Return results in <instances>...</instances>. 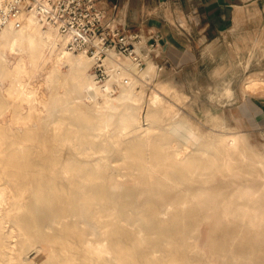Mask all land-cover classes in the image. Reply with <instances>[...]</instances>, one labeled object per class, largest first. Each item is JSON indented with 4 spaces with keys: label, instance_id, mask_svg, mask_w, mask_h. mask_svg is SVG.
<instances>
[{
    "label": "rangeland",
    "instance_id": "obj_1",
    "mask_svg": "<svg viewBox=\"0 0 264 264\" xmlns=\"http://www.w3.org/2000/svg\"><path fill=\"white\" fill-rule=\"evenodd\" d=\"M253 3L254 8L256 1ZM251 7L252 6H249V8ZM260 9V13L257 12L254 15L246 13L248 18L243 17L242 13H240L238 22L230 30L220 35L217 44L219 45L220 56L216 61H213V63L216 65L218 64L219 67H168L164 70L154 66V72L147 78H144L145 80L139 73L132 71L131 87L136 90L137 96L134 100L127 99L118 102L119 107L114 112L112 124L102 132L96 142L91 141L87 135H83V129L77 127L79 126L77 124L84 121L87 116L84 111H78L77 109L62 114L71 124H66L65 121V123L57 125V122L51 121L50 112L42 111L39 116L44 126L43 129L35 128L32 123H30L20 132H5L0 135L2 141H12L11 144L3 143L1 145V156L6 155L10 150H14L15 153L20 156H26L36 160V167L41 163L40 160L43 159L45 165H50L52 169H55L56 172L58 171L57 174L62 170L65 171L63 173L64 177L62 176L61 185L65 188L74 185V178L72 176L73 171L88 164L91 166L92 162L84 163L81 161H85L88 158L92 159L91 157L96 155L88 157L86 154L91 152L93 148H101L103 151L99 153L102 157L100 161V171L106 170L107 174H114L113 179L121 186L119 192L108 194L105 185L110 179L102 175L90 181L83 179L78 183V189L87 188L91 184L95 187L93 191L87 190L88 193L84 196L86 201L95 203L99 210L97 213H94L91 218H87L85 223L80 224L84 236L89 230H92L95 234L101 233L102 235L100 236H105L108 239L114 258L107 256H102V258L90 256L83 250L81 242L79 244V242L75 243L73 240L67 238H60L54 243V252L51 257L52 263L264 264V251H261L264 249V206H262L264 205V191L261 192V190L264 189L261 188L264 187L260 184L262 179L258 176L260 175L259 166L256 165L258 163L255 162L258 158L264 159V113L257 114L258 108L255 106V104L258 106L264 105V95L257 96L255 95L257 92L255 89L249 91L243 88V83L250 73H258L262 80H264V48L255 49L248 63L247 55L240 56V59L236 60V55L245 49L244 46L246 42L252 40L253 37L255 38L258 35L261 42H264V29L260 27L264 24V11H262L264 6H261ZM109 59L120 62V65L123 66L120 67L122 78H126L127 73L124 70L125 62L131 60L127 57L117 55H112L106 60ZM103 65L107 75L101 82L94 76L92 62L90 66L86 68V72L98 84H103L114 72V67L109 68L105 66L104 62ZM60 70L65 76L70 73L68 67H60ZM217 71H220L219 73L221 74L219 79L212 76L216 74ZM127 72L130 73V71ZM122 82L123 81H120L114 84V89L115 91L117 90L115 94L127 93L124 92V90L128 89V86L124 85ZM221 83H230V94L228 92V94L225 95L221 92ZM260 83V87L264 88V84H262L264 81H260ZM40 84L41 80L39 78L31 80V86L35 88L38 87L37 89L39 91ZM76 86V80L72 78L66 79L61 86V89L65 92V94H60L61 100L65 101L66 99H70L72 96L70 91L75 89ZM154 94L158 95V100H160V102L158 100L155 103L152 102L151 98ZM175 95L180 96V98L175 97ZM125 111L130 113L133 118L131 122L123 128L119 124V118ZM147 112L151 113L150 119H146ZM169 134L170 136H168ZM186 134L188 135L186 136ZM221 134L240 135L242 139H240V143L243 146V155H239L234 148H228L227 151L230 155V167L232 168V175L230 178L234 181L237 180L235 184H238V190L241 192L246 191L252 193L258 190L256 193L258 197L250 204L251 208L243 207L240 209L235 206V203L242 202V199L238 196L239 192H233V185L229 186L225 183L228 178L222 176V174L225 173V169L223 167V169L221 168V161H210L200 154L203 149H207L212 154L218 153L222 148L224 149L225 147L219 139ZM104 138L107 141H105ZM204 143H206L205 147L202 145ZM248 145L249 147H247ZM175 148H182V153L195 149L192 152L194 159H191L190 168L180 173L177 171V173L170 174L171 168L176 170L179 169V162L172 152ZM196 150H199V152L197 153ZM231 153L237 157L235 158ZM243 159L245 160L243 161ZM144 160L147 161L150 167L155 169L151 175L149 173H141L142 171L139 165L143 163ZM112 161H115L114 164ZM238 161L241 162L239 163ZM4 162L6 163V160L2 161L0 165L4 164ZM245 162L247 163L246 165ZM198 163L201 165V169L195 168V175H197L188 178L190 177L189 170H194L195 165ZM5 165L9 170L13 169L17 171L15 172V178H19L20 175H25L24 172L27 171L30 174H34L37 172L38 168L27 167L26 171L23 169L24 163L20 162H8ZM107 169H110L111 173ZM236 169L240 171L238 172ZM131 172H133V176L120 177L123 173L129 174ZM212 172L214 174H212ZM37 173H39V171ZM53 173L54 171L49 172L48 175ZM165 173H167L168 177L159 182L165 193H161L159 195L161 197L157 198V194L147 190L157 183L156 177H158L159 174ZM201 173L203 175H201ZM249 174H251L253 178ZM246 177L247 179H245ZM6 179L9 180V187L7 186L8 191L6 193V200L1 205V213L9 214L12 219L17 216H24L28 212L27 205L33 198V187L42 184L45 185L46 177H38V179H34L32 182L22 179H17L18 181L14 182L10 175L6 176ZM217 181H221L222 183H217L219 185H216ZM186 187L191 189L198 187H202L204 190L208 189V194L217 195V202H221L220 200L222 198V203L229 202L220 210L228 212V216L226 217L228 220L218 217L219 214H217V217H214V219L218 218L221 224L212 228L210 232V246L207 249V253L196 246L198 232L194 230L195 225L193 223L195 219L200 218L203 212L199 209L195 200L191 199L188 200L186 204H183V202L185 203ZM47 192L49 195L51 190L48 188ZM60 192L61 191L56 190L55 194L61 195L59 194ZM22 200L23 203L21 202ZM173 200L176 202V206L170 211L169 217L164 220V222L160 221L158 216L151 215L152 210H163V208H157L154 205L172 202ZM18 203L24 204V207L22 204L19 205ZM136 204L139 205L136 207ZM18 205L20 206L21 212H19V208H14V206L16 207ZM260 205L262 207H260ZM93 211H95V209H93ZM129 211L132 212L130 213ZM48 212V214H52V211L49 210ZM194 212H197L199 215L188 217V214H193ZM255 212L259 215V218L255 220V223L257 222L256 230H258L257 241L247 244L245 240L241 238V234L237 233L238 235L235 236V239H232L233 242H231L232 240L230 239L225 241L227 244H234L232 252H229L231 251L230 248L222 247L221 244L225 242L221 241L220 237L226 227L228 225L227 228L233 227L232 224L237 223L236 226L238 228L244 225V227L247 226L252 229L247 223H249L252 214ZM250 213H252L251 216ZM243 216H249L250 218L248 217L246 219V217ZM114 217H116V219ZM134 219L137 223L131 225L130 222H134ZM231 220L234 222L232 223ZM209 222L211 223L212 221H208V223ZM57 226L58 225H55V227ZM3 230L5 233L10 231L9 222L4 224ZM48 230V232H51L52 229ZM153 230H155L156 234ZM80 238H82V236H80ZM37 244H41V242H37ZM37 244L24 245L20 255V259L22 260H19L17 264H24V259L27 257L33 258L36 254L35 250ZM256 250L258 251L256 252ZM219 253H222V255L220 256Z\"/></svg>",
    "mask_w": 264,
    "mask_h": 264
},
{
    "label": "bare ground",
    "instance_id": "obj_2",
    "mask_svg": "<svg viewBox=\"0 0 264 264\" xmlns=\"http://www.w3.org/2000/svg\"><path fill=\"white\" fill-rule=\"evenodd\" d=\"M8 1L9 0H0V10L6 5ZM246 1H249L251 3L256 1L255 7L253 8V11L250 13L251 15H254L257 12L260 13L261 6H264V0H246ZM262 11H264V9H262ZM238 19L240 18H236V23L238 22ZM260 27L261 29H264V24H262ZM67 43H68V37L66 35L61 34L52 23L39 19L32 10H23L14 19H11L7 24L0 26V135L5 132H14V131L20 132L22 131V129L26 128L30 123H32L33 127L35 128L43 129L44 126L39 116L40 112L42 111L50 112L51 118H52L51 121L57 122V125L63 124L65 123V121H66V124H71L70 121L66 117H64L62 114L64 112L77 109L78 111H84L87 114L84 121L80 122V124H77L79 125L77 127L83 129V135L85 136L87 135L91 141L96 142L98 138L100 137V135L102 134V132L106 130L110 124H112L113 118H114V112L119 107L118 102L122 100H127V99L134 100L135 97L137 96L136 90L131 87V81H132L131 72L135 71L139 73V75L142 76L144 79V78H147L155 70L154 64L150 61H147L146 65L142 66L137 62L133 63L134 61L129 58L131 61L127 60L125 62L124 70L126 71L127 74H126V78L123 79L121 75L122 72L120 70L121 69L120 67H123V66L120 65V62L114 59L106 60L108 57H111L112 55L119 56L114 51H110L107 53L106 57L102 59L101 63L103 64L104 62L105 66L109 68L114 67V70H113L114 72L111 74V77L108 80H106L103 84H98L86 72L87 70L86 68L90 66L91 62L93 64V59L82 51H76V50L70 49ZM244 47L245 49L240 52L241 54L239 53L238 55H236V60H239L240 56L247 55V63H248L255 49L264 48V42H261L260 37H258L257 35L255 38L253 37L252 40L246 42ZM60 67H68L70 70L69 75L65 76L64 74H62ZM127 71H130V73ZM219 72L220 71H217V73L212 76L219 79L221 76ZM34 78H39L41 80L40 91L37 89L38 87L35 88L31 86V80ZM68 78L70 79L72 78L76 80L77 86L75 89L70 91L72 94L70 99H66L65 101H62L60 94H63V93L65 94V92L61 89L62 88L61 86ZM120 81H123L122 83L128 86V89L124 90V92H127L126 94L124 93L115 94L117 90L115 91L114 84H117ZM260 81H264V80H262V78L260 77L258 73H254V72L250 73L247 79L245 80V82L243 83L244 84L243 88L249 91L251 89H255L257 91L255 95L257 96L264 95V88L260 87V84H261ZM220 86H221L220 88L221 92L227 95L229 92V89L231 88L230 83H221ZM175 97L180 98V96H176V95ZM158 98H159L158 95L154 94L151 100L153 103H155L158 100ZM158 101L160 102V100ZM141 111H142V108H141ZM132 118H133L132 115L128 113L127 111H125L121 114L119 118V124L121 125V127L124 128L125 126H127L128 123L131 122ZM150 118H151V113L147 112L146 119H150ZM188 134H186V136ZM168 136H170V134ZM219 139L222 141V144L225 147L224 149L222 148L223 150L221 149L218 151V153L212 154L207 149H203L201 150L200 154L202 155V157L208 158L210 161L212 160L221 161L222 163L221 168L223 167L225 169V173L222 174V176L228 178L225 181V183L229 186L233 185V189H234L233 192H237V193L239 192L238 196L239 198L242 199L241 200L242 202L235 203V206L240 209L243 207L249 208L250 204L255 201L254 199L258 197V194H256L258 190L252 193L246 192V191L241 192L240 190H238V184L237 183L235 184V181L237 180L234 181L232 178H230L232 175L231 173L232 168L230 167L231 165L230 155L227 152L228 148H234L237 150L239 155L244 154L243 146L240 143L241 137L240 135L221 134L219 136ZM3 143L11 144L12 141L10 140L2 141L0 137V153L2 151L1 145ZM206 143L202 145H204L205 147ZM247 147H249V145ZM194 150L195 149H191L190 151L182 153L183 151L182 148H175L172 152L179 162V165H178L179 169L176 170L170 167L171 168L170 174L177 173V171L180 173L183 170L190 168L191 159H194V155L192 153ZM101 151H103L101 148H93L91 152L86 154V156L88 157L92 155H96V156H92L91 157L92 159L88 158L85 161H81L84 163L92 162V164L91 166L89 164H88L89 166L85 164L86 166L77 168V170L73 171L72 176L74 178V185L69 188H65L64 186H61L62 178L64 177L63 173L65 171L62 170L57 174L58 171L56 172L55 169H52L50 165H45L44 164L45 161L43 159L40 160L41 163L39 164V166H37L38 167L37 168L36 160H34L33 158L26 157V156L25 157L20 156L19 154H16L14 150L12 151L10 150L4 156L0 155V163L4 160H6V163L20 162V163H24L23 169L26 171H27V167L37 168V172L39 171V173L36 172L34 174H30L27 171V172H24L25 175H20L19 178H15L14 177L16 175L15 172L17 171L13 169L9 170L6 167L5 162L4 164L0 165V264H17L19 260H22L20 259L22 247L26 244H34V243L37 244V242H41V244L36 245V250H35L36 254L34 255L33 258H29V257L25 258L24 264H59V263H52L51 257L54 252V243L57 242V240L60 238H67V239L73 240V242L75 243L79 242V244L81 242V246L83 247V250L86 253H88L90 256H96L97 258H102V256L114 258L113 251L111 250L109 246V241L105 236H100L102 235L101 233L95 234L93 233L92 230L87 231L84 236L83 229L80 226V224L86 222L87 218L88 219L91 218L94 215V213H97V211L99 210L97 209L95 203L86 201L85 196H84L88 193L87 190L93 191L95 187L91 184L87 188L84 187V189H78L79 182H81L83 179L90 181L94 178H97L99 175H102L103 177L107 176L110 179L109 182L106 183L105 185L107 188L106 192L108 194H115L119 192V189H121V186H119V184H117L116 181L113 179L114 174H107L106 170L100 171V167H101L100 161L102 160V157L99 155V153ZM198 152L199 150L197 151V153ZM244 160L245 159H243V161ZM112 162L114 164L115 161H112ZM255 162H257L258 164L256 165L259 166L258 169H259L260 175L258 176H260L262 179V182L260 181L261 182L260 184L262 187H264V159L258 158V160ZM246 164L247 163L245 162V165ZM139 167L142 171L141 173L144 172V173H149L151 175V173L155 171L153 167H150L148 165L146 160H144V162L141 163ZM200 167L201 165L199 163L196 164L194 167V170H189L190 177L188 176L187 177L192 178L196 173V169L197 168L199 169ZM53 171H54L53 174L48 175L49 172H53ZM108 171L110 172V169ZM212 174L214 173L212 172ZM8 175L12 177L14 182H17L20 179L29 180L32 182L34 181V179H38V177L39 178L46 177L45 185L42 184V185H37L33 187V190H32L33 198H32V201L27 205V208H28L27 214H25L24 216H17L14 219L10 218L9 214L1 213L2 211L1 205L6 200V193L8 191L7 186L9 184V180L6 179V176ZM201 175L203 174L201 173ZM249 175L251 176V174ZM127 176H133V172L129 174L123 173L121 174L120 177L124 178ZM166 177H168L167 173L159 174L158 177H156L157 183L153 185L152 188H150L147 191L154 192V194L158 195L157 198H160L161 196L159 195L161 193H165V191L162 188L161 183L159 182L166 179ZM251 177L253 178V176ZM245 179H247V177ZM217 183H222V182L217 181L216 185H219ZM48 188L51 190L50 192L51 194L49 193V195L47 192ZM261 189H264V188H261ZM56 190L61 191L59 193L61 195L55 194ZM185 191H186V193L184 192L185 193V203L183 202V204H186L188 200H191V199L195 200L197 203V206L203 212L201 213L200 218L195 219L193 223L195 225L194 230L198 232L196 246L200 250L207 253V249L210 246L209 245L210 244L209 243L210 242V232L212 228H215L221 224L219 222V219L218 218L214 219V217L215 216L217 217V214H219L218 217L226 219V217L228 216L227 215L228 212H224L220 210H222V208H224V206H226L227 203L229 202L222 203L223 198L220 200L221 202H217V195L208 194L207 192L208 189L204 190L202 187L193 188V189L186 187ZM262 191L264 190H261V192ZM21 202L23 203V200ZM19 205L16 207L14 206V208L16 209L19 208L20 210ZM22 205L24 207V204ZM137 205L139 204H136V207ZM154 206H156L157 208L158 207L163 208V210H156V209L152 210L151 215L158 216L160 218V221L164 222V220H166L169 217L170 211L176 206V202L173 200L172 202L161 203V204H157ZM262 206L260 205V207ZM93 209H95L96 212L93 211ZM49 210L52 211V214L51 213L48 214ZM19 212H21V210ZM129 212L131 213L132 211H129ZM194 213L188 214V217L190 216L192 217V215L198 214L197 212L195 214ZM251 214L252 213H250V216ZM258 216L259 215L256 212L253 213L251 220L249 221V223H247V225H250L252 229L247 226L244 227V225L243 227L240 226L238 228L236 226L237 224L236 222H235L236 224H232L233 227H230V228H227L229 225L228 226L225 225L227 227L223 232L221 231L222 235L220 237V240L225 242L229 239L230 240L235 239L236 235L241 234V238L245 240L247 244L257 241L258 230H256L257 222L255 223V220L256 218H259ZM243 217H246V216H243ZM248 217H246V219ZM114 218L116 219V217ZM208 221H212V222L211 223L209 222L210 223L209 224ZM6 222L10 223V231L8 233H5L3 230L4 224ZM233 222L234 221H232V223ZM136 223L137 221L135 219H134V222L133 221L130 222L131 225L136 224ZM258 223H259V220H258ZM55 225H58V226L55 227ZM54 228H57V229H54ZM48 229H52L51 232H48L49 231ZM155 230L153 231L155 232ZM188 233H189V230H188ZM80 236H82V238H80ZM231 242H233V240ZM221 246L230 248L231 251L229 250L228 251L232 252L234 244L233 243L227 244L225 242V243H222ZM257 251L258 250H256V252ZM261 251H264V249H262ZM219 254L220 256L222 255V253H219ZM223 255L226 256L225 254ZM224 256L223 258L225 259Z\"/></svg>",
    "mask_w": 264,
    "mask_h": 264
},
{
    "label": "crops",
    "instance_id": "obj_3",
    "mask_svg": "<svg viewBox=\"0 0 264 264\" xmlns=\"http://www.w3.org/2000/svg\"><path fill=\"white\" fill-rule=\"evenodd\" d=\"M96 1L107 17L137 35L138 53H147L149 43L156 37L155 48L146 57L145 64L150 61L164 70L219 67L213 61L220 56L217 45L220 35L235 25L240 13L248 18L246 13H251L254 4L246 0ZM255 106L257 114L264 113V105Z\"/></svg>",
    "mask_w": 264,
    "mask_h": 264
},
{
    "label": "built area",
    "instance_id": "obj_4",
    "mask_svg": "<svg viewBox=\"0 0 264 264\" xmlns=\"http://www.w3.org/2000/svg\"><path fill=\"white\" fill-rule=\"evenodd\" d=\"M32 10L41 20L52 23L68 37V47L82 51L93 59V73L100 81L107 75L101 63L108 52L128 57L140 65L155 48L156 37L147 53H138V37L122 23L107 17L96 0H9L0 10V26L14 19L21 11Z\"/></svg>",
    "mask_w": 264,
    "mask_h": 264
}]
</instances>
